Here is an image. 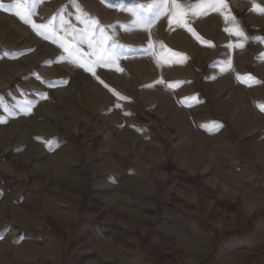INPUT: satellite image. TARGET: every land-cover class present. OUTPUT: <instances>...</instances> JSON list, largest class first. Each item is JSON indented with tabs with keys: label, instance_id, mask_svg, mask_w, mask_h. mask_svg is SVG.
Wrapping results in <instances>:
<instances>
[{
	"label": "rangeland",
	"instance_id": "rangeland-1",
	"mask_svg": "<svg viewBox=\"0 0 264 264\" xmlns=\"http://www.w3.org/2000/svg\"><path fill=\"white\" fill-rule=\"evenodd\" d=\"M149 2L39 0L48 38L0 9V264H264V14L227 0L249 39L209 12L189 20L205 44L167 17L145 31L128 10ZM93 20L122 72L60 46Z\"/></svg>",
	"mask_w": 264,
	"mask_h": 264
},
{
	"label": "snow or ice",
	"instance_id": "snow-or-ice-1",
	"mask_svg": "<svg viewBox=\"0 0 264 264\" xmlns=\"http://www.w3.org/2000/svg\"><path fill=\"white\" fill-rule=\"evenodd\" d=\"M39 0H14V3L6 6L4 3L0 2V9L8 12L10 10H15L14 14L21 19L26 24H30L31 27L40 35L45 38L49 37V34L55 36L53 25L51 22L46 24H37L33 19L34 15V5L38 4ZM138 7L152 15L150 17H141L137 12L133 10H128L131 12L132 16L135 17V23L142 26L145 31H150L152 25L162 17L168 18V24L176 25L187 28L189 32L197 40L202 41L203 43H209L196 32V30L190 25L189 20L202 16L209 12L220 13L224 20L231 24V28H226L225 31L229 32L230 35L240 38L241 41H247L249 37L246 35L244 29L241 27L240 23L237 21L235 15L231 13L227 0H195V3H181L180 0H150L147 4H140ZM155 10V11H154ZM252 11L264 14V6H261L259 3L253 2ZM80 19V17H77ZM60 27L65 33V38H67L71 33L75 32L76 29L71 25L70 21L65 17L61 16ZM98 24V21L93 20L92 25L89 28H86L81 34V39L75 44L68 43L65 44L61 42V47L64 52L69 55V57L75 56L76 59L74 63H78L80 67L85 68L93 76H96L94 68L101 65H116V70L122 72L123 68L119 67L120 56L113 51H109L105 48V43L108 37L105 34V29L100 28L101 39L93 40L94 28L93 25ZM255 39L259 42H264V37L257 36ZM81 43H86L89 51L84 52V49L80 46ZM163 47V45H162ZM232 48H243L244 44L242 42L234 43L229 45ZM171 51V50H169ZM77 53H83V58L77 56ZM173 56L180 57L179 62H184L187 58L183 54L178 52H172ZM63 59V57H61ZM230 63V62H229ZM97 79H99L97 77ZM239 79V77H238ZM251 79V77H249ZM103 83V81H101ZM158 83L163 84L164 81H158ZM168 88H173V84H168ZM43 95V94H42ZM122 99H126L122 97ZM32 103L30 101H25L26 107L21 109V111L31 113ZM0 106L5 107L6 111H10L0 102ZM261 111H264V106H261ZM130 115V114H129ZM0 122H3V119L0 118ZM214 126L222 127V124L218 121L213 122ZM2 238V237H0Z\"/></svg>",
	"mask_w": 264,
	"mask_h": 264
},
{
	"label": "crops",
	"instance_id": "crops-1",
	"mask_svg": "<svg viewBox=\"0 0 264 264\" xmlns=\"http://www.w3.org/2000/svg\"><path fill=\"white\" fill-rule=\"evenodd\" d=\"M264 208V200L261 202V205L259 206V209ZM262 222H259L257 226L262 227ZM255 244L254 240L251 239V236H245L240 241H230L229 243L225 244V248L228 251H231L232 253H249L253 250ZM236 251V252H235Z\"/></svg>",
	"mask_w": 264,
	"mask_h": 264
},
{
	"label": "built area",
	"instance_id": "built-area-1",
	"mask_svg": "<svg viewBox=\"0 0 264 264\" xmlns=\"http://www.w3.org/2000/svg\"><path fill=\"white\" fill-rule=\"evenodd\" d=\"M262 185H263V190H264V180H263V184Z\"/></svg>",
	"mask_w": 264,
	"mask_h": 264
}]
</instances>
